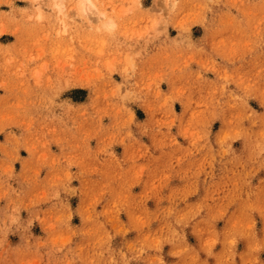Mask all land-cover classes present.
I'll list each match as a JSON object with an SVG mask.
<instances>
[{
	"label": "rangeland",
	"instance_id": "rangeland-1",
	"mask_svg": "<svg viewBox=\"0 0 264 264\" xmlns=\"http://www.w3.org/2000/svg\"><path fill=\"white\" fill-rule=\"evenodd\" d=\"M81 1L0 0V264H264V0Z\"/></svg>",
	"mask_w": 264,
	"mask_h": 264
},
{
	"label": "bare ground",
	"instance_id": "bare-ground-1",
	"mask_svg": "<svg viewBox=\"0 0 264 264\" xmlns=\"http://www.w3.org/2000/svg\"><path fill=\"white\" fill-rule=\"evenodd\" d=\"M80 2V1H79ZM59 4V3H58ZM61 5H63V3H60ZM59 4V5H60ZM78 4V3H77ZM81 6L79 7L80 8V14L82 13V11H83V13H84V11H91L92 12V10H93V8H94V10L96 9V5H95V3L93 2V0H82L81 1ZM60 5V7H64V6H61ZM79 5V4H78ZM58 6V5H57ZM59 7V8H60ZM88 13V12H87ZM89 14V13H88ZM91 14V13H90ZM92 14H93V12H92ZM85 16V15H84ZM98 16V18L100 19V17L101 18H105L106 16L102 13V12H97L96 13V17ZM86 18H87V15L85 16ZM102 21V20H101ZM104 23H103V26L104 27H107V28H113L114 26H115V23H114V21L112 20V19H110V18H107L106 17V19H105V21H103Z\"/></svg>",
	"mask_w": 264,
	"mask_h": 264
}]
</instances>
